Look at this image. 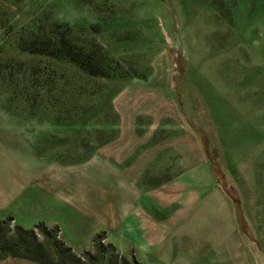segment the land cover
I'll list each match as a JSON object with an SVG mask.
<instances>
[{
    "label": "rangeland",
    "instance_id": "1",
    "mask_svg": "<svg viewBox=\"0 0 264 264\" xmlns=\"http://www.w3.org/2000/svg\"><path fill=\"white\" fill-rule=\"evenodd\" d=\"M85 174L121 202L186 177L185 239L140 260L14 220ZM22 243L52 264H264V0H0V257Z\"/></svg>",
    "mask_w": 264,
    "mask_h": 264
},
{
    "label": "crops",
    "instance_id": "2",
    "mask_svg": "<svg viewBox=\"0 0 264 264\" xmlns=\"http://www.w3.org/2000/svg\"><path fill=\"white\" fill-rule=\"evenodd\" d=\"M85 176L76 179L69 195L40 188L44 198L39 210L26 212L24 207L18 216L13 212L14 220L24 228L38 223L55 229L78 251H87L97 236L106 235V243L121 252L133 247L140 260L156 261L158 251L164 245L185 239L186 224L178 221L186 218V177L166 188H154L156 190L153 189L150 197L142 201H138L139 194L121 202V197L107 188L109 178L103 181V190L100 191L93 187L94 180L88 174ZM78 185L82 189L74 187ZM136 201L138 205H134ZM172 250L176 251L175 247ZM0 264L43 263L27 255L8 254L0 257Z\"/></svg>",
    "mask_w": 264,
    "mask_h": 264
},
{
    "label": "trees",
    "instance_id": "3",
    "mask_svg": "<svg viewBox=\"0 0 264 264\" xmlns=\"http://www.w3.org/2000/svg\"><path fill=\"white\" fill-rule=\"evenodd\" d=\"M60 44L61 45H65L66 42H65V38L62 36L60 38ZM65 50L66 48H55V49H49V48H45L44 50H32V54L33 55H45L47 57H53L55 59H60L62 54L65 55ZM87 58H85V60H83L84 62L80 64L79 62V59H77V57L73 56V57H70L69 61L73 64L76 65L77 68H79V70L83 71L84 73H86L85 75L88 76V77H91V78H94V77H97L98 75V72L93 69L89 63V60H92V58L90 56H86ZM29 244H25V243H22V245L26 248L24 249L25 253H27L26 255L29 256V257H32L38 261H40L41 263L43 264H52L50 262H48L46 259L40 257V256H30L29 254L32 253L31 252V247H29ZM28 245V246H27ZM30 252V253H29ZM22 253V252H21ZM15 255H19V254H15ZM23 255V254H21ZM65 264H68L69 261L67 260V258H62L61 259ZM62 262V263H63Z\"/></svg>",
    "mask_w": 264,
    "mask_h": 264
}]
</instances>
